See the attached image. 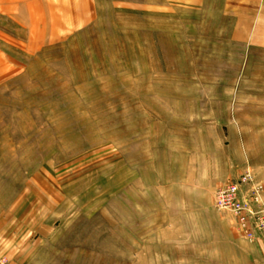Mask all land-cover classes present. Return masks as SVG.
I'll use <instances>...</instances> for the list:
<instances>
[{"label": "rangeland", "instance_id": "374dc122", "mask_svg": "<svg viewBox=\"0 0 264 264\" xmlns=\"http://www.w3.org/2000/svg\"><path fill=\"white\" fill-rule=\"evenodd\" d=\"M237 3L0 0L8 254L264 264V237L247 240L215 205L250 170L264 207V47Z\"/></svg>", "mask_w": 264, "mask_h": 264}, {"label": "built area", "instance_id": "2783aa9c", "mask_svg": "<svg viewBox=\"0 0 264 264\" xmlns=\"http://www.w3.org/2000/svg\"><path fill=\"white\" fill-rule=\"evenodd\" d=\"M245 186L251 187L249 199L242 193ZM262 187L252 172L246 170L242 177L225 182L215 193L216 207L231 212L238 231L251 242L259 235L264 237V207L260 203Z\"/></svg>", "mask_w": 264, "mask_h": 264}, {"label": "crops", "instance_id": "0c3cea01", "mask_svg": "<svg viewBox=\"0 0 264 264\" xmlns=\"http://www.w3.org/2000/svg\"><path fill=\"white\" fill-rule=\"evenodd\" d=\"M238 2V8L241 14L247 20L242 21L243 24L251 26L248 30V38L253 43L264 47V0H234ZM240 2V4H239ZM236 5V4H235ZM8 256L7 264H24L16 254H8L0 245V258Z\"/></svg>", "mask_w": 264, "mask_h": 264}]
</instances>
